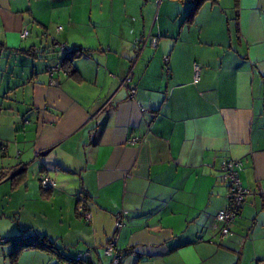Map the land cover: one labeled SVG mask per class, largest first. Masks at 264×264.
Here are the masks:
<instances>
[{
	"label": "crops",
	"instance_id": "crops-1",
	"mask_svg": "<svg viewBox=\"0 0 264 264\" xmlns=\"http://www.w3.org/2000/svg\"><path fill=\"white\" fill-rule=\"evenodd\" d=\"M52 1L0 0V188L26 195L22 210L0 211V236H46L64 253L24 248L17 264L82 253L111 264L112 240L129 249L120 264L264 260V0H206L192 20V0H99L88 40L71 45L75 29L51 42L35 27L23 37L29 23L55 27L42 15ZM224 158L242 161L250 194L222 240ZM84 192L89 222L77 209ZM30 196L53 209H33ZM11 249L0 245V264H13Z\"/></svg>",
	"mask_w": 264,
	"mask_h": 264
},
{
	"label": "built area",
	"instance_id": "built-area-1",
	"mask_svg": "<svg viewBox=\"0 0 264 264\" xmlns=\"http://www.w3.org/2000/svg\"><path fill=\"white\" fill-rule=\"evenodd\" d=\"M29 34V30L24 29L22 32V36L26 37ZM151 38V42L155 45L157 44V38L152 37L149 35L145 38V42H147ZM66 47L62 46V50H65ZM169 58H164V69L167 73H169L168 68ZM60 69V65H57L53 68H51V72L57 71ZM131 79L130 75L126 78V83L129 82ZM199 80V65H195V81ZM131 94H136V89L131 88L130 89ZM145 110V108H143ZM138 141L137 137H133L131 139V142ZM242 161L239 159H232V158H224L221 162V172L223 175V178L228 183V192H227V198L228 203L227 205L221 209L217 216V226L219 227L221 239L224 240L227 236L231 234V227L232 224L238 219V217L241 216L242 210L244 207V204L246 202L247 196L250 194V189L246 188L242 180L240 178V170L242 168ZM41 185L44 189H51L56 186V181L52 179L49 176L41 175L40 177ZM79 211L82 212V216L86 221H91L92 219V213L88 210H85L84 204L81 203L79 205ZM121 216H124L122 214ZM120 216V217H121ZM123 226V219L118 218L117 220V227L121 228ZM105 254L111 258V264H120L126 254L125 251H122L117 248L116 240H112L104 248ZM78 259H81L85 262V264H94L92 260L89 257L88 253H82L79 256H77ZM258 264H264V260L259 261Z\"/></svg>",
	"mask_w": 264,
	"mask_h": 264
},
{
	"label": "rangeland",
	"instance_id": "rangeland-1",
	"mask_svg": "<svg viewBox=\"0 0 264 264\" xmlns=\"http://www.w3.org/2000/svg\"><path fill=\"white\" fill-rule=\"evenodd\" d=\"M69 3L70 2L68 0H56V1L54 0L52 1V4L57 5L56 7H53L50 9L48 8L43 9L42 15H43L44 21H46L43 23H47L49 21H54V20H55V23L57 22L55 27L51 29L52 32L51 30L43 29L37 23H29L28 25L30 26L29 27L30 29L28 30L31 31L32 34H36V31L35 32L33 31V27H35V29L39 28L42 30V32H44L49 37L50 41L53 42V37L55 36L54 35L55 33L56 34L57 32L63 33L65 31V34H67L68 31H74L76 29L75 31L78 33V36L73 37L72 42H70L71 45L76 41L80 43L79 41L83 40L81 38H84V37L88 40V38L91 35V31L93 30L91 29L90 19L100 12L99 9H100L101 4L99 0H92L88 5H83V7H82V3L80 2V0H76L75 7H71V4ZM70 17H71V22H70ZM72 23H74V25L70 27ZM48 32H51V33L49 34ZM45 40H47V38ZM60 41L63 44L66 43L65 40H62V38ZM65 46H68V44H66ZM63 51L64 50L62 51L59 50V53L62 52L61 54H63ZM0 192H1L0 193V211L2 213L6 212L7 215H10V214L13 215V213L10 212L12 208L19 207L21 210L24 208L23 206L25 205V200H26L25 198L26 195L24 192L22 193L18 192L14 194H4L2 187L0 188ZM30 197H33V196H30ZM30 199L31 201L28 205L32 207L33 209H37V210L53 209L49 205L48 202L42 201L40 196H34L33 198H30ZM13 223L17 225L16 221H14ZM2 228L4 231H8L10 229V228H5V227H2ZM0 239H4V237L0 236Z\"/></svg>",
	"mask_w": 264,
	"mask_h": 264
},
{
	"label": "trees",
	"instance_id": "trees-1",
	"mask_svg": "<svg viewBox=\"0 0 264 264\" xmlns=\"http://www.w3.org/2000/svg\"><path fill=\"white\" fill-rule=\"evenodd\" d=\"M205 1L206 0H192V8H191L189 15L187 17L188 20H192L194 18L196 12L198 11L200 6ZM70 51L73 54H77V53H84L85 54V53H87L86 50H84L83 48H80V47H75ZM67 60H71V57L69 58V56L66 55V57L64 59V65H65V67L67 66L66 68L68 69L69 65L67 63ZM75 72L76 71L73 70V72H71V73L75 74ZM24 171H25V168L19 170L16 174H14L12 176V180L14 182V185L18 184L19 180L21 179L20 177L22 176ZM87 198H88V196L84 192V195L80 196L78 199V208L77 209H78V214L80 216L83 214H82V212L79 211V205L81 203H83L85 210H87L86 205H85V201L87 200ZM6 243L11 244V248H12L11 249V258H12L13 264H17L18 252L24 248H39V249L49 251L51 253H56L60 257L62 255H64V253L60 250V248L57 246V244L54 241L48 239L46 236L29 234V235H25V236H15V237H8V238L0 239V244H6ZM128 250H124V251L127 253ZM70 264H85V262L76 257V258L71 259Z\"/></svg>",
	"mask_w": 264,
	"mask_h": 264
}]
</instances>
